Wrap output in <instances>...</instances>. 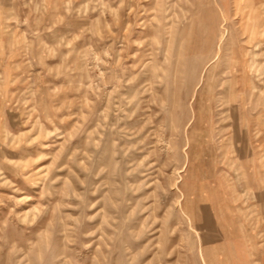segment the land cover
Instances as JSON below:
<instances>
[{
  "label": "rangeland",
  "instance_id": "374dc122",
  "mask_svg": "<svg viewBox=\"0 0 264 264\" xmlns=\"http://www.w3.org/2000/svg\"><path fill=\"white\" fill-rule=\"evenodd\" d=\"M0 264H264V0H0Z\"/></svg>",
  "mask_w": 264,
  "mask_h": 264
},
{
  "label": "crops",
  "instance_id": "0c3cea01",
  "mask_svg": "<svg viewBox=\"0 0 264 264\" xmlns=\"http://www.w3.org/2000/svg\"><path fill=\"white\" fill-rule=\"evenodd\" d=\"M210 203V205L209 204H206V203H204V204H202V207H201V212L203 213V214H205V215H208L209 214V217L210 218H212V216H211V212L213 213L214 211H216V212H218V209H217V207H216V201H210L209 202ZM209 228H212V229H215V228H222L223 226L222 225H215V224H210L209 226H208ZM214 233V232H213ZM212 235V234H211ZM215 236V234H213L212 235V237H214ZM219 243H221V242H219ZM218 242H213V244L214 245H217V246H219L220 244H219Z\"/></svg>",
  "mask_w": 264,
  "mask_h": 264
}]
</instances>
